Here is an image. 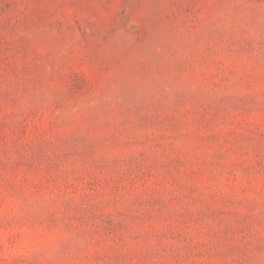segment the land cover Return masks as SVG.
<instances>
[{"label": "rangeland", "instance_id": "1", "mask_svg": "<svg viewBox=\"0 0 264 264\" xmlns=\"http://www.w3.org/2000/svg\"><path fill=\"white\" fill-rule=\"evenodd\" d=\"M0 264H264V0H0Z\"/></svg>", "mask_w": 264, "mask_h": 264}]
</instances>
